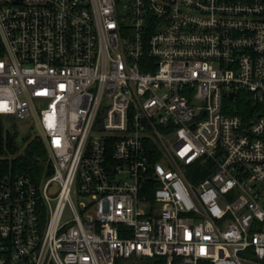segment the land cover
Segmentation results:
<instances>
[{
    "label": "built area",
    "instance_id": "obj_1",
    "mask_svg": "<svg viewBox=\"0 0 264 264\" xmlns=\"http://www.w3.org/2000/svg\"><path fill=\"white\" fill-rule=\"evenodd\" d=\"M0 38L50 168L0 176V264H264V0H0Z\"/></svg>",
    "mask_w": 264,
    "mask_h": 264
},
{
    "label": "trees",
    "instance_id": "obj_2",
    "mask_svg": "<svg viewBox=\"0 0 264 264\" xmlns=\"http://www.w3.org/2000/svg\"><path fill=\"white\" fill-rule=\"evenodd\" d=\"M0 55H3V45L0 38ZM238 110L232 114H239L248 119L255 106L249 95L245 94L237 101ZM8 130L5 127L4 118L0 117V176L4 175H25L36 183L50 175L48 163V152L44 141L31 132L23 138V144L18 142L19 132ZM115 264H168L165 257H132L127 260H118ZM172 264H181L176 259Z\"/></svg>",
    "mask_w": 264,
    "mask_h": 264
},
{
    "label": "rangeland",
    "instance_id": "obj_3",
    "mask_svg": "<svg viewBox=\"0 0 264 264\" xmlns=\"http://www.w3.org/2000/svg\"><path fill=\"white\" fill-rule=\"evenodd\" d=\"M4 120H5L6 129L14 130L15 129L14 127L16 126V129L19 132L18 142L20 145H22L23 144V138H25L31 132L29 129H27V128H30L29 123L31 124V122L27 121V124H26L25 122L24 123L14 122L9 118H5ZM34 133L35 132L32 131L33 136L36 137V134H34Z\"/></svg>",
    "mask_w": 264,
    "mask_h": 264
},
{
    "label": "water",
    "instance_id": "obj_4",
    "mask_svg": "<svg viewBox=\"0 0 264 264\" xmlns=\"http://www.w3.org/2000/svg\"><path fill=\"white\" fill-rule=\"evenodd\" d=\"M232 98H234V95H231Z\"/></svg>",
    "mask_w": 264,
    "mask_h": 264
}]
</instances>
